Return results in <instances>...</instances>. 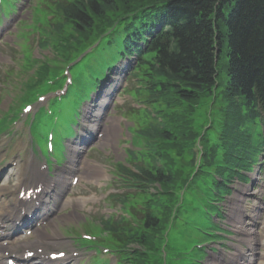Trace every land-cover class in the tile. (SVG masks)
<instances>
[{
  "label": "trees",
  "instance_id": "obj_1",
  "mask_svg": "<svg viewBox=\"0 0 264 264\" xmlns=\"http://www.w3.org/2000/svg\"><path fill=\"white\" fill-rule=\"evenodd\" d=\"M52 15L45 35L46 45L63 61L72 62L108 32L125 24V36L118 51L140 54L134 93L152 105L154 117L142 135L150 140L148 167H139L146 188L160 186L158 195H150L144 221L147 232L139 240L152 249L170 208L163 199L173 201L172 191L186 185L182 169L174 160L185 146L178 135L194 105L210 97L222 103V136L228 140L223 157L204 154L203 163L224 180L253 160L257 144L252 130L264 114V0H51ZM162 27L146 51L133 45L140 36L147 40L148 28ZM133 50V51H132ZM51 67L37 70L34 88L44 82ZM163 164L157 167L158 164ZM219 197L226 188L213 181ZM120 224H107L118 231ZM139 224L130 227L138 232ZM107 228V227H106ZM107 228V229H108ZM123 229V227H122ZM124 230V229H123ZM136 241V237L126 236ZM137 241V242H139Z\"/></svg>",
  "mask_w": 264,
  "mask_h": 264
},
{
  "label": "rangeland",
  "instance_id": "obj_2",
  "mask_svg": "<svg viewBox=\"0 0 264 264\" xmlns=\"http://www.w3.org/2000/svg\"><path fill=\"white\" fill-rule=\"evenodd\" d=\"M16 6L18 10L8 17V21L11 24L10 32L4 36L0 44V119H3L8 111L16 108L28 96V93L31 91L28 88L34 86L33 83L37 78V70L42 64H47L51 68H56L58 71L63 72L65 65L68 63L67 60L63 61L62 59H58L51 49L39 48L37 44L38 33L31 32L36 27L39 18L47 14L43 7V0H19ZM0 17H2V14H0ZM23 47L31 52L26 54ZM102 55L103 52H98L88 59L85 64V69L87 71L92 69L95 66V62ZM86 76L87 73L84 70H79L75 73L76 79L81 84L87 83ZM133 87H135V84H133ZM51 97V95H47L42 99V102L38 100L37 103H34L31 113L36 111L39 106L47 105ZM133 97L134 94L127 95L123 93L115 101L116 106L114 112L110 113L111 116H114L111 125L114 127L110 130L107 128L108 133L105 135L103 143L105 145L99 146L92 153L90 162L84 168L80 183L74 191L72 200L70 199L73 201V203H70L71 206L55 222L46 228L48 234L52 236L51 238L56 236L66 237V234L70 235L72 230H76L80 235H83V230L86 228L91 229V226L84 225L87 221L94 225L92 222H95L102 215L120 213V208L118 206L112 207L108 197L113 193H117V189L119 188L118 184L113 183V163H116V161L124 163L126 161V150L130 148L131 135L127 129L128 126L136 124L135 119L137 117L135 114L139 111ZM123 112L134 114L132 116L134 120L126 118V122L121 119ZM11 117H13V114ZM31 117H33V114L28 118L26 114H23L21 116V123L17 127H14L10 123L12 126L9 127V131L0 135V160L2 163L14 162L15 164H20V168L24 169V167H27L28 162H31L32 144L29 135L31 123L29 119ZM42 126L45 127L47 133L52 130L51 116L45 112L42 113L39 122L32 129V137L35 143L38 140V130ZM141 144H143L142 140ZM138 147L141 148V145ZM144 148L145 146L142 145V149ZM261 162H264V155L260 160ZM258 167H256V170L259 172ZM92 173L93 179L90 180ZM249 187L250 184H232V194L225 201V209H228L225 211L226 224L230 222V212H234V217L237 219L244 218V215L241 214L243 207H241V211L238 213V210H235V207H233V201L239 196L237 195V190L239 189L242 191L244 189L250 190L249 193H253V190ZM248 197H246V200ZM191 202L192 198H189L188 203L191 204ZM170 235L172 237L174 231H171ZM231 235L232 237L228 239L229 241H232V238L236 236L235 233ZM172 246L174 245L172 244ZM217 256L216 251V254L210 257H214V260ZM84 264H88V260ZM205 264H213V262L210 261Z\"/></svg>",
  "mask_w": 264,
  "mask_h": 264
},
{
  "label": "bare ground",
  "instance_id": "obj_3",
  "mask_svg": "<svg viewBox=\"0 0 264 264\" xmlns=\"http://www.w3.org/2000/svg\"><path fill=\"white\" fill-rule=\"evenodd\" d=\"M9 180V179H8ZM239 192V191H238ZM241 194V195H240ZM239 194V196H237L235 199H234V201H233V204H234V206L233 207H235V208H237L238 209V213L241 211V207H243L244 208V206H245V200H244V198H242V197H244L247 193L245 192V191H241V193ZM237 214V213H236ZM251 217H252V220L253 221H257L258 219H260L261 217L260 216H257V215H251ZM233 226H234V228L236 229V231H239V229H241V228H243L244 227V225H243V221H242V219H234L233 220ZM246 225V224H245ZM44 237H45V235H44V233H42V232H38V238H39V242H41L43 239H44ZM38 242V241H37ZM260 245H262V242H261V244ZM2 252H3V250H1ZM11 254H13V256L14 257H10L11 259H15V261L19 264V256H18V254L16 253V252H12ZM4 259H5V257H3V258H0V264H5L4 263Z\"/></svg>",
  "mask_w": 264,
  "mask_h": 264
}]
</instances>
